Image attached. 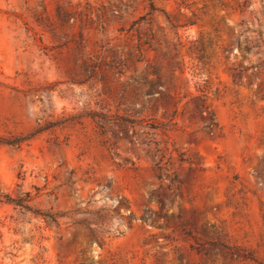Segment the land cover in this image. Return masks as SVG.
Masks as SVG:
<instances>
[{"label": "rangeland", "instance_id": "obj_1", "mask_svg": "<svg viewBox=\"0 0 264 264\" xmlns=\"http://www.w3.org/2000/svg\"><path fill=\"white\" fill-rule=\"evenodd\" d=\"M0 264H264V0H0Z\"/></svg>", "mask_w": 264, "mask_h": 264}, {"label": "trees", "instance_id": "obj_2", "mask_svg": "<svg viewBox=\"0 0 264 264\" xmlns=\"http://www.w3.org/2000/svg\"><path fill=\"white\" fill-rule=\"evenodd\" d=\"M16 204H20V203H16Z\"/></svg>", "mask_w": 264, "mask_h": 264}]
</instances>
